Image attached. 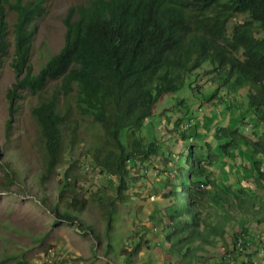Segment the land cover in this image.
Here are the masks:
<instances>
[{"label": "trees", "instance_id": "obj_1", "mask_svg": "<svg viewBox=\"0 0 264 264\" xmlns=\"http://www.w3.org/2000/svg\"><path fill=\"white\" fill-rule=\"evenodd\" d=\"M42 3L43 0H0V65L11 52L9 64L15 75L7 89L9 114L17 109L12 105L16 88L28 90L36 98L29 114L40 169L32 174V181L42 202L48 188L46 180L62 164L63 151L79 142V136L82 139L79 123L83 120L92 125H83L86 132H92L94 125L99 128L91 133L87 153L93 177L103 185L85 198L74 191V174L70 171L73 162L63 163L56 192L47 200L53 221L74 222L90 232L96 238L94 245L99 242L116 264H133L132 256L142 245L131 234V248L124 246L122 205L131 197L130 184L144 176L145 160L158 151L157 141L145 143L136 132L142 126L152 131V116L158 115L156 106L166 95L184 87L193 91L199 81L200 85L207 83L208 92L194 104L213 100L217 95L213 105L224 121V111L230 114L234 106L242 109L230 117L235 119L231 124L216 126L212 113H194L192 104L185 105L173 129L190 113L192 121L186 119V125L180 126V138L196 137L201 142L199 147L207 150L188 146L185 166L177 168L174 182L162 188V197L168 202L159 218L162 231L170 230L165 235L169 241L178 237V252L184 259L176 264L202 258L197 253L201 247L190 246L195 239L210 246L220 241L227 245L221 248L217 264H226L229 259L236 264L255 263L258 250L246 252L247 228L243 223L231 234L229 243L222 228L237 214L254 217L264 213V201H257L264 196L257 192L264 188V0H82L69 7L62 18L63 44L33 72L31 23L40 15ZM5 8L15 13L11 39L7 35ZM200 74H208L209 81L198 80ZM244 86L239 93L234 92ZM220 105H224L223 111ZM245 114L250 115L244 126L248 132L240 125ZM9 122L10 118L6 131ZM243 146L251 162L240 163L246 167L242 177L254 185L242 186L240 176L234 186L216 179L212 164L224 156L241 155ZM19 153L14 154L17 160ZM23 167L27 171V166ZM3 172L9 183L21 177L13 161L5 160ZM89 199L97 203L100 212L87 223L82 214L91 209ZM211 207L217 209L218 226L209 221ZM239 233L246 242V250L241 252L235 248ZM257 264H264V253Z\"/></svg>", "mask_w": 264, "mask_h": 264}, {"label": "rangeland", "instance_id": "obj_2", "mask_svg": "<svg viewBox=\"0 0 264 264\" xmlns=\"http://www.w3.org/2000/svg\"><path fill=\"white\" fill-rule=\"evenodd\" d=\"M80 1L82 0H43L40 15L31 23L30 64L33 72L38 70L47 56L56 52L63 44L64 23L62 18L69 7H73ZM4 10L6 11L7 35L8 39H11V22L14 20L15 13L7 8ZM9 47L11 48V43ZM11 56L12 53L9 52L0 65V264H15V261L20 262L18 264H116L104 253L99 242L94 245L96 238L90 232L80 229L74 222L68 223L63 220L54 222L47 207L48 198L50 199L56 192V182L62 173L63 163H67V161L73 162L70 171L74 174L75 192L88 198L90 193L103 188L102 183L93 177L94 170L88 165L89 156L87 153V143L92 138L91 133L99 128L93 124V131L86 132L83 130V125H87V123L90 125L89 122L83 120L79 123L82 139L79 136V142H76L67 151H63L62 164H58L57 172H54L46 180L48 188L43 196L45 201L42 202L38 188L32 181V174L40 169V155L35 144L33 121L29 114L30 104L35 102L36 98L32 97L28 90L16 88V96L12 97V105L17 106V109L9 114L11 110H9L7 89L15 81L14 72L9 64ZM209 77L208 74H200L198 80H207ZM197 82L199 85L193 91L184 87L180 91L166 95L156 106L155 113L158 115L152 116L155 118L152 123V131L142 126L136 132L137 136L142 137L145 143L152 139L157 141L158 151L156 155L145 160L144 176L130 184L128 193L131 197L122 205L120 219L124 246L127 250L131 248L130 239L128 240L133 236L131 234H134L133 237L139 240L142 245L141 249L132 256L133 264H176L179 260L184 259L178 252L180 246L178 237L173 236L172 240H167L165 235L170 234V230L162 231L163 222L159 218L164 213L163 208L168 204L162 197L161 192L164 191L162 188L167 185V182H174L173 180L178 174L177 168L185 166L184 157L188 146L193 145L201 151L207 150L199 147L201 142L196 137L180 138L179 131L182 129L180 126L186 125L184 124L186 119L192 121L190 113H187L186 117L180 121L176 130L173 129L177 118L182 116L185 105L192 104L194 113H212V119L217 121L216 126L231 124L233 117H230H235L242 109V106H234L231 107L230 114L229 111L227 114L224 111L227 116L224 121L222 115L220 116L221 112L218 113V109H215V105H213V101L218 98L217 95L213 100H201V103L194 104L198 98H201L202 93L208 92L205 87L207 83L200 85L199 81ZM244 88L245 86L234 90V92L239 93ZM218 91L220 93L223 90ZM220 107L223 108V111L224 105H220ZM9 118L8 131H6L5 125ZM244 118L245 121H242L240 125H243L244 132H248L244 130V126L248 125L250 115L245 114ZM148 120L151 119L148 118ZM200 131L205 132V129ZM16 151L20 152L18 160L14 155ZM240 152L241 155L224 156L218 163H213L211 167L213 175L218 177L221 174L220 178L227 184L233 183L239 176H244L246 167L240 163L246 162L245 164L249 165L248 161L251 162V160L246 146H243ZM5 160L13 161V165L17 166L19 174H21L19 180L14 179L11 183L5 181L6 177L3 172ZM23 165L27 166V171L24 170ZM206 167L208 168V166ZM247 172L249 173V171ZM133 173L134 170L131 169V174ZM192 174L194 173L192 172ZM242 184L254 185L251 180H242ZM257 192L263 194L264 188H258ZM257 201L263 202L264 196H259ZM88 207L91 208L90 211L82 214L87 223L91 222L94 217H98L100 212L97 203L90 199ZM216 210L215 207H211L209 221L218 226ZM254 215L258 216H248L252 221L249 224L243 219H238L241 214H237L238 221L236 222V219L229 220L224 224L222 231L225 229V239L229 243L231 234L239 229L240 223L244 225L245 221L248 241L246 252L250 253L252 249L258 250V253L254 255L255 263H253L257 264V259L264 253V213L260 212ZM256 217H259L260 221H257ZM251 227L253 228L251 229ZM205 232L209 235L207 228H205ZM203 242L195 239L190 245L192 248H194L193 246L201 247L197 253L201 254L202 258L194 259L195 261L185 259L187 261H181L180 264H217L218 262L215 260L222 253L219 252L220 249L227 245L221 241L215 243V246ZM181 248L183 251L184 245ZM260 248H263V251H260ZM240 259L239 256L237 261Z\"/></svg>", "mask_w": 264, "mask_h": 264}, {"label": "built area", "instance_id": "obj_3", "mask_svg": "<svg viewBox=\"0 0 264 264\" xmlns=\"http://www.w3.org/2000/svg\"><path fill=\"white\" fill-rule=\"evenodd\" d=\"M244 237L246 238L247 236L244 235ZM247 239V238H246ZM244 241V238H243V235L242 234H238L237 237H236V240H235V248L238 250V251H245L246 249H243L244 247V243L246 244V242H243ZM246 241V240H245ZM245 247H248V245L246 244ZM260 251H262V249L260 248L259 249ZM231 255V254H230ZM226 264H236L235 261L233 259H229V261L226 263Z\"/></svg>", "mask_w": 264, "mask_h": 264}, {"label": "crops", "instance_id": "obj_4", "mask_svg": "<svg viewBox=\"0 0 264 264\" xmlns=\"http://www.w3.org/2000/svg\"><path fill=\"white\" fill-rule=\"evenodd\" d=\"M249 174V173H248ZM221 175V174H220ZM220 175L217 177V176H214L215 178H219V179H221L220 178ZM250 175V174H249ZM222 181H223V179H221ZM242 180H244V181H248V180H245L243 177H242V179H241V185L242 186H246V184H242ZM236 181V180H235ZM235 181L233 182V183H228V184H230V185H232V186H234L235 185ZM245 217H243L242 216V214H241V216L238 218V219H243V220H245L246 222H248L249 224L252 222L251 221V217H246V219H244ZM238 219H236L235 221L237 222L238 221ZM245 221H244V225H246V223H245ZM254 223H256V222H254ZM227 227V226H226ZM253 227H251V229H252ZM227 229V231H228V227L226 228ZM249 231H250V229H249ZM251 232V231H250ZM219 248V247H218ZM222 251V249H220V251L219 252H221ZM218 252V253H219Z\"/></svg>", "mask_w": 264, "mask_h": 264}]
</instances>
